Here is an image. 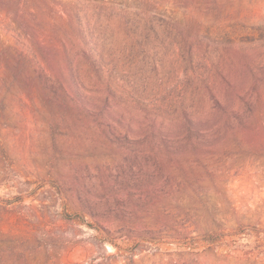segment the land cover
Returning a JSON list of instances; mask_svg holds the SVG:
<instances>
[{
	"label": "rangeland",
	"instance_id": "obj_1",
	"mask_svg": "<svg viewBox=\"0 0 264 264\" xmlns=\"http://www.w3.org/2000/svg\"><path fill=\"white\" fill-rule=\"evenodd\" d=\"M229 84L264 0H0V264H264V122L173 154L109 118Z\"/></svg>",
	"mask_w": 264,
	"mask_h": 264
},
{
	"label": "trees",
	"instance_id": "obj_2",
	"mask_svg": "<svg viewBox=\"0 0 264 264\" xmlns=\"http://www.w3.org/2000/svg\"><path fill=\"white\" fill-rule=\"evenodd\" d=\"M197 76L200 78L201 74ZM203 92L205 90L192 92L190 103L182 98L173 104V128L166 118L159 121L157 114H150L147 110H142L146 116L140 121L133 107L123 113L125 119L113 107L109 118L116 122L120 118V122H126L129 133L134 132L133 128L137 129L140 136L132 144L173 154L200 150L209 138L254 133L259 123L264 122V89L260 87L248 89L229 84L225 90L208 89L206 93L210 96V103L206 112L195 100L197 95H205Z\"/></svg>",
	"mask_w": 264,
	"mask_h": 264
}]
</instances>
